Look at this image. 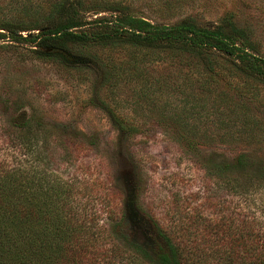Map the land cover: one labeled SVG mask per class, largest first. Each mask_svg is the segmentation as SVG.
Instances as JSON below:
<instances>
[{"label":"rangeland","instance_id":"374dc122","mask_svg":"<svg viewBox=\"0 0 264 264\" xmlns=\"http://www.w3.org/2000/svg\"><path fill=\"white\" fill-rule=\"evenodd\" d=\"M63 6L62 17L74 12L81 22L127 14L155 24L190 19L208 26L232 13L249 36L250 52L264 58V0H0V128L9 115L29 121L36 138L47 140L48 167L76 181L81 209L102 221L117 217L125 189L132 238L146 248L149 230L135 204L170 230L188 225L190 216L219 217L225 195L205 166L240 153L264 160V84L222 53L199 60L107 45L62 62L3 29L44 26ZM208 63L221 68L216 83L201 71ZM114 118L137 129L123 137ZM3 135L0 130V140ZM113 189L117 198L108 194ZM263 193L257 190L254 199Z\"/></svg>","mask_w":264,"mask_h":264},{"label":"trees","instance_id":"16d2710c","mask_svg":"<svg viewBox=\"0 0 264 264\" xmlns=\"http://www.w3.org/2000/svg\"><path fill=\"white\" fill-rule=\"evenodd\" d=\"M60 8L55 18L54 12L49 13L44 26L3 29L14 41L27 42L32 50L62 62L107 45L151 52L167 49L199 60L209 53H222L237 58L241 73L264 84V58L250 52L249 36L232 13L218 23L202 26L190 19L155 24L127 14L81 22L73 17L74 12L62 17L67 7ZM86 24L101 26V30L85 29ZM35 30L38 32H30ZM21 31L27 32L25 37ZM220 69L208 63L201 71L208 82L216 83ZM183 107L184 112L185 104ZM114 120L123 137L137 129ZM246 124L244 121L247 128ZM30 127L29 121L9 115L0 128L4 134L0 148L10 151L0 152V264H264V193L263 198L254 199L257 190H264V160L240 153L206 164V174L219 180L225 195L219 202L223 209L219 217L190 216L188 225L170 230L135 204L149 230L146 248L132 238L127 191H122L119 216L109 214L102 221L96 211L87 214L79 207L76 181L62 178L48 167L44 157L47 140H38ZM179 128L187 132L185 123ZM76 135L73 132L74 140ZM132 182L137 200L135 178ZM115 191L108 194L117 198ZM193 226L192 233H184Z\"/></svg>","mask_w":264,"mask_h":264}]
</instances>
